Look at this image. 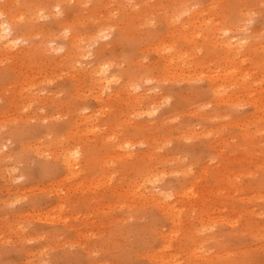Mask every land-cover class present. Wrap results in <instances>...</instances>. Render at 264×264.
Instances as JSON below:
<instances>
[{"label": "rangeland", "instance_id": "obj_1", "mask_svg": "<svg viewBox=\"0 0 264 264\" xmlns=\"http://www.w3.org/2000/svg\"><path fill=\"white\" fill-rule=\"evenodd\" d=\"M1 23L0 264H264V0H0Z\"/></svg>", "mask_w": 264, "mask_h": 264}, {"label": "bare ground", "instance_id": "obj_2", "mask_svg": "<svg viewBox=\"0 0 264 264\" xmlns=\"http://www.w3.org/2000/svg\"><path fill=\"white\" fill-rule=\"evenodd\" d=\"M246 26V25H245ZM244 28V27H243ZM239 29V28H238ZM11 32H12V28L10 27V26H8V25H5L4 23H1L0 24V48H1V46L3 45V43L4 44H6V47H12L14 44H17V42H19V39H17V40H15V39H13V37L11 38V39H9V40H5V39H8V37L10 36L11 37ZM241 32V31H240ZM215 33V32H214ZM230 41V40H229ZM225 42H227V41H225ZM237 43V42H236ZM241 44V43H240ZM230 45V44H229ZM5 46V45H4ZM236 46V45H235ZM238 46V45H237ZM242 46V45H241ZM175 48V47H174ZM236 48V47H235ZM3 49V48H2ZM8 49V48H7ZM239 49V48H238ZM242 49V48H241ZM244 50V49H243ZM241 51V50H240ZM174 53V52H173ZM177 53V52H176ZM232 54V53H231ZM237 55V54H236ZM237 56H239V55H237ZM172 57H174L173 55H172ZM171 57V58H172ZM234 57V56H233ZM241 57V56H240ZM178 58H181V56L180 57H178ZM238 58V57H237ZM246 58V57H245ZM173 59V58H172ZM176 59V58H175ZM185 59V58H184ZM169 60V59H168ZM174 60V59H173ZM186 60V59H185ZM171 61V60H170ZM176 61V60H175ZM184 61V60H183ZM182 61V62H183ZM234 62V61H233ZM174 63V62H173ZM186 63V62H185ZM172 64V63H171ZM184 64V63H183ZM170 66V65H169ZM176 68V67H175ZM174 68V69H175ZM177 69V68H176ZM228 69H230V68H228ZM171 71V70H170ZM101 72V71H100ZM98 73V72H97ZM170 73V72H169ZM232 73V72H231ZM233 73H236V72H233ZM104 77V76H103ZM216 77V76H215ZM224 77V76H223ZM245 77V76H244ZM231 86V85H230ZM74 158V157H73ZM73 158H71V157H69V159H67V160H65V163H66V165L70 168V169H72L73 167H74V162H75V160L73 159Z\"/></svg>", "mask_w": 264, "mask_h": 264}]
</instances>
